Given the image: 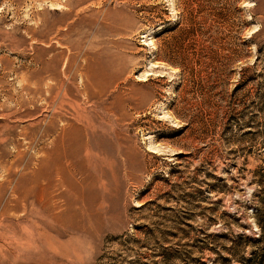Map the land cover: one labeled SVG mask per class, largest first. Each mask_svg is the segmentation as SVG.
I'll return each mask as SVG.
<instances>
[{
	"label": "rangeland",
	"instance_id": "374dc122",
	"mask_svg": "<svg viewBox=\"0 0 264 264\" xmlns=\"http://www.w3.org/2000/svg\"><path fill=\"white\" fill-rule=\"evenodd\" d=\"M258 208L264 0H0V264H264Z\"/></svg>",
	"mask_w": 264,
	"mask_h": 264
},
{
	"label": "bare ground",
	"instance_id": "6f19581e",
	"mask_svg": "<svg viewBox=\"0 0 264 264\" xmlns=\"http://www.w3.org/2000/svg\"><path fill=\"white\" fill-rule=\"evenodd\" d=\"M143 76L144 75H142V77ZM89 127L90 126H88L87 129ZM52 130H53V125H49L46 128L45 132L50 133ZM65 137H66V139H65ZM87 149L88 148H87L86 142L83 141V139L76 138V137L73 138L72 134L70 136L69 135H63V137L60 140H57V139L52 140L51 149L49 151L48 156L53 154V155H58L62 159H66L69 154H72V153L76 154V152L77 153L84 152L85 154H87ZM48 156H45L46 160H48L47 159ZM50 165L52 166V164H45L44 165L46 172H49L48 169H49ZM49 181H51L53 183L51 177H50ZM46 187H48V186H46Z\"/></svg>",
	"mask_w": 264,
	"mask_h": 264
},
{
	"label": "trees",
	"instance_id": "16d2710c",
	"mask_svg": "<svg viewBox=\"0 0 264 264\" xmlns=\"http://www.w3.org/2000/svg\"><path fill=\"white\" fill-rule=\"evenodd\" d=\"M257 225L260 229V236L258 237V243L262 244V254H264V209L258 208L256 211Z\"/></svg>",
	"mask_w": 264,
	"mask_h": 264
}]
</instances>
